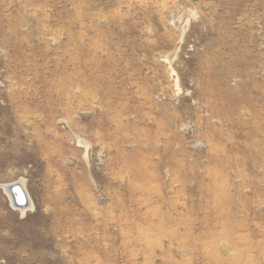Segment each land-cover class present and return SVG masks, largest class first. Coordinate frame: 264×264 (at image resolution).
<instances>
[{
	"label": "rangeland",
	"instance_id": "obj_1",
	"mask_svg": "<svg viewBox=\"0 0 264 264\" xmlns=\"http://www.w3.org/2000/svg\"><path fill=\"white\" fill-rule=\"evenodd\" d=\"M0 264H264V0H0Z\"/></svg>",
	"mask_w": 264,
	"mask_h": 264
},
{
	"label": "bare ground",
	"instance_id": "obj_2",
	"mask_svg": "<svg viewBox=\"0 0 264 264\" xmlns=\"http://www.w3.org/2000/svg\"><path fill=\"white\" fill-rule=\"evenodd\" d=\"M78 142L80 145L84 146L85 148L88 147V142L83 138L78 137ZM2 188L5 192L9 195L11 204L15 208H19L21 213H24L26 209L32 207V202L26 190L25 182L23 178H20L17 181L3 183L1 184Z\"/></svg>",
	"mask_w": 264,
	"mask_h": 264
}]
</instances>
